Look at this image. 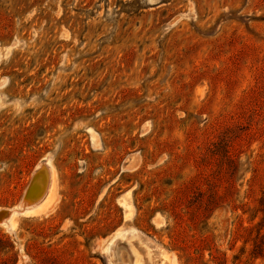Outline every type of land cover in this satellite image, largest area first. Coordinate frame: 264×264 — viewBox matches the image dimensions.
Listing matches in <instances>:
<instances>
[{
	"label": "rangeland",
	"instance_id": "obj_1",
	"mask_svg": "<svg viewBox=\"0 0 264 264\" xmlns=\"http://www.w3.org/2000/svg\"><path fill=\"white\" fill-rule=\"evenodd\" d=\"M0 264H264V0H0Z\"/></svg>",
	"mask_w": 264,
	"mask_h": 264
},
{
	"label": "bare ground",
	"instance_id": "obj_2",
	"mask_svg": "<svg viewBox=\"0 0 264 264\" xmlns=\"http://www.w3.org/2000/svg\"><path fill=\"white\" fill-rule=\"evenodd\" d=\"M36 174V173H35ZM42 181H44V178H43V175H42V173L40 174V175H36L35 177H34V179L31 181V183H30V185L28 186V188H27V194H26V198L28 197V198H32V197H36V194L39 192H41V190H43L42 188H43V184H42ZM42 184V188L40 187V185ZM46 186V185H45ZM41 188V189H40ZM40 190V191H39ZM35 199H37V198H35ZM26 200V199H25ZM24 200V201H25ZM30 201H32V200H27L26 202H30ZM25 202V203H26ZM34 202V201H33ZM27 204V203H26Z\"/></svg>",
	"mask_w": 264,
	"mask_h": 264
}]
</instances>
